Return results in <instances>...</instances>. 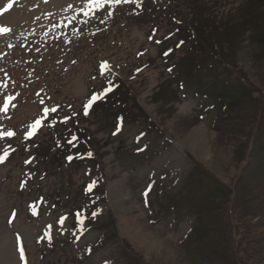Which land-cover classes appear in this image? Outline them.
Masks as SVG:
<instances>
[{"label": "rangeland", "instance_id": "374dc122", "mask_svg": "<svg viewBox=\"0 0 264 264\" xmlns=\"http://www.w3.org/2000/svg\"><path fill=\"white\" fill-rule=\"evenodd\" d=\"M143 1L121 0L115 4L106 0L102 7L89 9L88 0H0V133L4 134L0 137V156L14 155L10 161L0 162V264H127L124 243L136 254H142L147 264L211 261L205 252L195 251L187 243L195 218L178 201L185 178L193 168L192 157L221 180L235 185L239 169L230 163L229 152H221L215 145L212 127L217 111H211L215 93L200 91L196 78L172 95V101L160 95L156 98L161 90L158 86L169 73L165 66L147 61L148 56L156 58L160 53L150 42L148 26L133 27L132 32L124 33L116 48H100L99 41L93 36L88 38L91 28L95 30L91 25H107L122 6L134 10L133 6L140 8ZM150 1L162 6L166 0ZM241 1L242 12L249 0L238 3ZM251 20L243 25L240 18L224 19L225 29L220 31L219 40L222 43L214 50L227 55L234 66L225 86L232 87L231 80L237 75H243L255 87L264 86V66L259 69L252 64L251 53L256 46L246 40L254 33L253 30L251 35ZM239 26L243 28L242 36L230 45L223 42L236 35ZM60 37L65 41L61 46L57 44ZM137 55H144L140 60L141 66H146L143 75L127 67L122 76L135 86L144 112L161 131L136 120L126 119L121 126L118 119L115 125L117 117L109 109L102 111L109 120L101 119L99 110L89 120L95 136L92 150L98 156L94 165L68 166L63 151L50 150L45 161L37 156L40 171H31L35 162L26 160L29 153L18 150L22 147L18 140L23 135L30 137L27 134L33 130L31 125L37 120L39 125L51 122L56 116L63 122L69 114L66 110L71 105L75 110L85 105L93 88L96 87L92 94H96L109 82L116 86L117 64H136ZM103 59H111L116 67L97 71V64ZM210 72L203 70L200 77H206L213 90H225ZM94 76L102 79L94 82ZM57 102L63 105V117L61 106L52 105ZM205 102L211 107L199 119ZM53 108L55 112L51 111ZM9 132L13 135L8 136ZM40 150L43 152V148ZM259 175L264 177V169ZM248 179L263 182L257 174L253 175L252 168ZM93 182L102 183V187L94 198L98 203L97 222L90 228L71 210L82 202L78 200L84 196L81 188ZM241 187L238 185V189ZM217 213L221 214V210ZM222 214L217 220L224 222ZM259 226H264V221ZM104 227L109 232L103 243ZM208 227L214 242L228 244L225 230L218 228L214 220ZM110 228L118 235L111 233ZM253 264H264V258Z\"/></svg>", "mask_w": 264, "mask_h": 264}, {"label": "trees", "instance_id": "16d2710c", "mask_svg": "<svg viewBox=\"0 0 264 264\" xmlns=\"http://www.w3.org/2000/svg\"><path fill=\"white\" fill-rule=\"evenodd\" d=\"M239 1L166 0L161 6L150 0H144L140 8L133 6L134 10L130 7H122L106 26L91 25L90 27H94L95 30L91 28V33H88V38L93 36L95 41H99L100 48L108 46L116 48L117 45H121L124 33L129 34L133 31V27L148 26L150 42L159 48L160 53L156 58L148 56L147 61L160 67L165 66L166 72L169 73L158 86L157 89L161 90L156 93V98L160 95V98L172 101L174 99L172 95L185 88L186 82H193L196 78L200 91H209L211 95L215 93L213 99L216 104H213L214 108L211 110L217 111L212 127L215 132V145L217 150L229 152L230 163L239 169L235 185L221 180L201 161L192 157L194 166L185 180L178 201V204L187 208L189 215L195 217V224L187 243L193 250L205 252L211 257L209 264H253V262L259 263L264 258V231H262L264 226H259L260 222L264 221V177L259 175V171L264 169V86L255 87L254 84L247 82V78L243 75L242 77L237 75L234 81L231 80L234 83L232 87L225 86L224 83L232 76L234 66L227 55L222 56L214 50V47L222 43L219 41L220 31L225 29V17L240 18L245 22L243 25H248V19H252L249 22L252 24L251 35L253 30L254 33L251 38L249 36L248 39L246 38L247 43L256 46L251 53L254 57L252 64L260 67L259 69L264 66V18H262L264 0H254L256 2L249 0L248 7L242 12L240 7L243 2L239 4ZM232 13L237 16L230 15ZM242 33L243 28L239 26L236 35L229 40L223 39V42L230 45L238 39V36H242ZM63 42L60 39L57 41L60 46ZM142 56L144 55H137L134 60L136 64L131 62L127 66L117 64L116 67L111 59L107 60L108 66L117 68L119 82L116 86L112 84L111 92H105L108 85L101 92H97L101 93L103 98L89 108L87 116L83 114L84 105L78 110L71 105L66 110L69 114L65 115L63 122L57 120L56 116L51 122L42 124L39 130L28 133L30 137L23 135L18 140L22 143V147L18 148L19 152L29 153L26 160L35 162L30 167L31 171L32 169L37 173L40 171L41 166L37 156L45 161L50 156V150L51 153L63 151L65 164L68 166L81 165V163L94 165L98 156L96 150H92L95 147L92 138L95 136L91 132L89 120L99 110L102 112L103 109H109L117 117L115 125L118 119L121 126L123 121L126 123V119L136 120L148 122V126L161 131L144 112L138 101V91L135 86H132L130 80L125 79L127 77L123 78L125 75L122 76V72H125L127 67L130 71L138 70V73H142L146 68L145 65L141 66ZM160 61L162 65L159 64ZM220 67H224L225 70L218 71ZM200 69L211 71L213 79L222 82L220 85H223L225 90H213L205 81L206 77H200ZM234 73L238 74L237 71ZM176 84L177 88H175ZM95 89L96 87L92 92ZM130 101L132 104L129 103ZM205 104L206 108L201 112L200 117L198 116L199 119H202L207 109L211 107L209 102ZM52 105L61 106L60 115L62 114L63 117L62 112H65L63 105L58 102ZM100 118L108 119L104 112L101 113ZM75 145H79L80 148ZM39 146L43 148V152ZM10 156L14 155L7 154L4 161H10ZM69 157L71 160L68 159ZM251 168L253 175L257 174L258 178H261L259 180L263 182L259 184L248 179V170L250 171ZM69 181L72 182V179L69 178ZM238 185L242 187L238 189ZM100 187L102 183L93 182L92 185L81 188V193L85 195L82 200L78 199L82 202L77 204L76 208L77 215L86 218L93 225L96 224L98 217V203L94 198L95 194L100 193ZM56 203L63 205L59 200H56ZM219 210L221 214L224 213V222L217 220L221 215L217 213ZM93 213H96L95 217ZM212 220L217 223L218 228L225 230L227 239L229 238L227 245L219 244V240L214 242L216 239L212 237L213 233L208 227V223ZM103 229L109 230L107 227ZM110 232L118 235L112 229ZM124 247L127 264H147L141 257L142 254H136V251L129 248L126 243ZM228 260L233 262L227 263Z\"/></svg>", "mask_w": 264, "mask_h": 264}, {"label": "snow or ice", "instance_id": "6c2138e0", "mask_svg": "<svg viewBox=\"0 0 264 264\" xmlns=\"http://www.w3.org/2000/svg\"><path fill=\"white\" fill-rule=\"evenodd\" d=\"M106 2V0H88V8L91 9L93 7L95 8H100L103 6V4ZM111 3H115V4H119L121 2V0H110ZM12 7V4L8 5V8L10 9ZM7 10V9H6ZM85 15H87V12H85ZM157 43H159V41H157ZM181 43H183V41H181ZM179 45H177L178 47ZM165 55H167V53H165ZM169 71H171V69H169ZM113 91L111 82H109V85L107 87V89H105V92H111ZM103 98V95L101 93H97L95 95H92L91 99H89L87 101V103L84 105L83 107V114L85 116L88 115V110L89 108H91L94 103L100 99ZM5 107H7V105H5ZM51 111L55 112L56 109H51ZM41 122L39 120H37L34 124L31 125V128L33 129V131H35V129L37 128V125H39ZM31 134V133H30ZM4 134L0 133V137H2ZM8 136L13 135L11 132L7 133ZM7 153H5L4 156H0V162H2L5 157H6ZM89 155H91V153H89ZM69 160H71V157L68 158ZM96 213H93V217H95Z\"/></svg>", "mask_w": 264, "mask_h": 264}]
</instances>
